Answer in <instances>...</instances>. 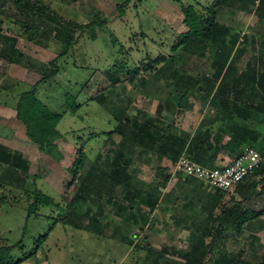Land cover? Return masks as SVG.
Masks as SVG:
<instances>
[{"label": "rangeland", "instance_id": "1", "mask_svg": "<svg viewBox=\"0 0 264 264\" xmlns=\"http://www.w3.org/2000/svg\"><path fill=\"white\" fill-rule=\"evenodd\" d=\"M16 1L0 0V11L6 15L1 29L6 34L16 37L18 41L15 47L25 53L23 58L30 56L36 64H48L65 48L69 34L66 29L69 25L65 22L70 19L85 23L98 16L107 22L96 39L88 38L89 33L83 35L74 44L73 50H70L69 57L57 61L62 63L59 73L38 87V96L53 109L64 113L58 125L64 137L59 139L58 147L55 149L57 153L62 154L59 161L43 151L27 136L26 126L18 120L15 109L20 86L21 89L32 86L42 77V74L23 64L10 62L8 58L0 55V143L22 154L28 161V172L21 171L19 174L21 178L27 173L31 174L28 187L32 197L36 184L33 176H37V185L44 192L56 199L63 198L71 203L72 208L67 210L70 217L63 220L66 222L67 219H72L74 221L70 223L78 226L75 228L74 224L73 226L63 225L57 222L56 228L50 233L44 247L33 257L25 259L22 264H154L156 256L158 260L156 264H187L198 263L200 260L201 264H229L243 250L245 253L243 261L247 259L256 263L261 260L264 255V216L249 223L242 235L235 234L233 229L227 230V238L217 233L206 238L202 232L179 235L165 223L164 209H160L164 204L162 205L161 201L155 209H151L149 205L143 203L142 196L133 198L125 196L110 202L109 195L99 191L103 189L106 175L113 167L107 162L109 153L107 149L110 144L104 145L109 143L108 133L114 130L118 123L117 117L110 110L116 111L120 107H126L128 110L126 114L131 119L137 117L143 122L146 116H150L156 122V117L160 116L159 124L174 121L176 126L181 127L188 120L185 118L187 111H197L195 107H181L178 109L180 112L171 114L166 108L168 107L166 103H159L160 99L155 96L154 88H150L153 90L149 91L141 85L140 76L145 71L135 76V72L122 69L123 71L117 72L119 81L114 83L107 74L108 71L113 70L114 64L120 68L125 65L124 63L133 67L138 65L147 54H153V57L159 53L168 54L170 46L176 39L178 40L180 33L188 29L180 3L174 0H134L122 14L117 9V0H69L67 2L47 0L50 4L49 13L56 11L58 14L55 17L56 21L52 20V26H58L59 29H52L49 32L50 37L45 39L48 40L49 47H44L30 38L39 37L49 27L43 23L41 17L30 13L31 16L26 18V21L36 29L31 33L26 32L23 14ZM182 1L195 3L197 6L201 4L199 7L208 6L210 9L206 13L208 20L229 27L231 30L229 37L234 34L238 37V46L246 48L244 55L238 60L239 71L245 70L247 62L254 61L255 56L264 54V17L256 12L258 7L255 4L252 7L255 12L253 10L249 12L235 5H226L220 0ZM114 38L119 41L115 42ZM121 46L123 48H120ZM217 46L223 50L218 55L216 54ZM1 50L0 47V53ZM180 51L184 54L181 56L182 62L171 61L175 70L176 68L178 72L187 70L185 73L188 77L192 76L195 83H198L200 79L202 84L203 78L206 82L213 80L214 74H218L227 63L222 72V76L226 73V78L220 88L228 92L233 90L226 85L231 83L228 75L235 59L236 48L235 53L231 55L230 47L221 40L212 44L209 49L198 45L187 46ZM73 52L76 55L77 65L83 66V69L75 68ZM71 67L75 72L71 73L72 78L69 79L68 71ZM131 67L129 69H132ZM237 73L242 75L243 72ZM204 74L208 77H204ZM76 79L80 83L73 88ZM148 79L152 80L150 76ZM81 82H86L83 87ZM66 90H71L77 97L78 103L82 104L75 112L65 109L67 99L63 97V94ZM206 90H210L208 94L211 93L208 99L213 98L214 91L209 88ZM193 92L199 94L196 87ZM99 94L108 97L107 106L101 105L97 99H94ZM219 94L218 92L217 96L221 97ZM187 99L189 102L190 97ZM214 99L217 97L212 101ZM244 99L241 102L246 104L245 96ZM6 101H10V104ZM191 102H194V105L202 104L197 97H191ZM160 105H163L162 109ZM255 128L262 133L255 144H263L264 115L255 121ZM114 139L118 142L120 137L115 135ZM117 142L114 144L115 147ZM111 145L113 146L112 143ZM79 149L87 153V169L80 171L74 179L69 169L73 166L80 152ZM144 151L145 154L136 158L128 167L132 175L129 182L130 191L145 195L152 192L161 199L170 200L168 194L171 192L170 187L173 183L171 179L169 180L172 176L168 174L173 162L168 157L157 160L151 149L144 148ZM159 161L162 166L169 167L168 172L158 169ZM90 170L97 173L95 185L82 181V177ZM78 195L85 198L73 201ZM28 203V196L20 190L0 185V244L3 240V243L11 245L22 237L27 220ZM248 205L254 209L264 208V196L252 201L246 200L243 203L245 207ZM54 208L49 206V208L41 209L42 215L48 213L53 215L51 217L43 218L41 215L40 218L30 219L29 227L34 234L47 232L55 220L54 217L58 215ZM223 209L224 207L220 211L219 207L217 214ZM75 210L76 213H74ZM168 213L170 215L171 211ZM144 216L149 217L150 223L158 219L159 225L150 226L144 223ZM157 225L159 227H156ZM29 235L30 233L27 234L28 237ZM28 237L23 241L24 244L30 243L31 239ZM200 238H203V244ZM14 258L18 257L15 255Z\"/></svg>", "mask_w": 264, "mask_h": 264}, {"label": "trees", "instance_id": "2", "mask_svg": "<svg viewBox=\"0 0 264 264\" xmlns=\"http://www.w3.org/2000/svg\"><path fill=\"white\" fill-rule=\"evenodd\" d=\"M63 1L67 2L69 0ZM133 1L134 0H117V9L120 13L124 14L127 10V7ZM174 1L180 3L181 10L184 14V22L188 26V29L180 33L178 40L175 38L176 40L170 46V52L168 54L159 53L156 57H153V54H147V56L139 61L138 65L133 67L124 63L125 65L120 68V66L117 67L118 65L114 64L113 70L111 72H107L108 77L114 83L119 81L117 72L123 71L122 69L135 72V76H137V74H139L141 71H145V73H141L140 76L142 83L141 85L144 87V89H149V91L153 90L150 88H154L156 92L155 96L159 97L160 99L159 103H166L168 106L166 108L169 112H171V114L180 112L178 109L181 107L194 108V102H191V97H199L204 102L208 101L211 93L208 94L210 90H206L207 88L214 91L215 95L213 98H219V101H216V103H223V101H225V99L232 94L234 100L229 102L233 103V108L227 114V118L229 119L230 123H233L235 132L233 133V136L230 138V140L224 142L222 146L226 149H229L231 152H236V156L240 154L244 145H251L261 152L264 151V143L259 145L255 144L258 142L259 137L262 134L255 128V121H258V117L264 115V54L255 56L254 61L251 60L247 62L248 64H246L247 66L245 70L239 71L238 60L244 55L246 48L245 46H242V48L238 46V37H235V34L229 37L231 31L229 27H226L225 25L219 24L215 21L210 22L208 20L209 17L206 14L210 10L209 7H199L201 5L198 3L199 1L196 2L199 4L198 6L195 3H185L182 0ZM220 1L226 5H235L241 10L249 12L253 10L252 7L254 4L256 7H258L257 10L260 11L262 4L264 3V0H262L259 5H256L255 0ZM16 4L20 9L21 14H23V24L26 28V32L31 33L34 29H36L30 26L26 21V18L31 16L30 13L41 17L43 23L49 27L46 28L39 37L33 36L30 38L44 47H49L48 40L45 39L50 37L49 32H51L52 29H59L58 26H52V20L56 21L55 17L58 15L57 12L54 11L53 13H49L50 4L47 0H17ZM5 16V13L0 11V47L2 49L0 55L2 57L8 58L10 62L23 64L26 67L35 69L42 74V77L32 86H29L26 89H21L20 86L18 99L15 105L17 117L25 124L27 136L34 143L38 144L43 151L55 157L59 161L62 154L60 152L57 153L55 149L58 147L59 139L64 137V134L58 128L59 123L63 119L64 113L53 109L46 101L42 100L38 96V87L41 83L51 80L53 75L59 73L60 65L62 63H58L57 61H61L62 59L69 57L70 50L83 35H87L89 33V36H87L88 38L96 39V37H98L99 31L105 27L107 22L98 16L97 18L85 23H80L70 19L69 21L65 22V24H68L70 28H66L69 31V34L67 36L65 48L55 58L50 60L48 64H36L35 61H32L33 59L30 56H28L26 59L23 58L25 53L15 47L18 41L16 37L8 35L2 31L1 27H3V24L5 23ZM47 29L48 31H46ZM39 33L40 32L38 31L37 34ZM252 39L254 38L252 37ZM221 40L224 42V44H226L227 47H230L229 52H231V55L235 53L234 50L236 48L235 59L228 75L231 83L226 85V87H232L231 89L233 90H230V92L224 91L220 88L223 85V80L226 78V73L222 76V72L224 71V67L227 63L224 64L225 66L222 67L218 74H214L215 78L213 80L206 82V79L203 78L202 84L200 79L197 81L198 83H195V80H193L192 76L188 77L185 73L187 70L185 72H178L177 68L175 70L173 63L182 62L183 58H181V56L184 55L183 53L181 54L180 49L186 48L187 46L196 47L198 45L202 48L204 47L209 49L212 44H215ZM114 41L118 42L119 40L114 38ZM120 48H123V46ZM222 51V48L217 46L216 54L218 55L222 53ZM73 56L75 57L73 63L75 68L78 67L83 69V66L79 67V65H77L76 55L74 52ZM130 67L132 69H129ZM179 69L182 70L180 67ZM73 71L74 69L71 67L68 71V74H70L69 79L72 78L71 73H73ZM237 72L243 73L242 75H238ZM148 76H150L152 80H149ZM204 77H208V75L204 74ZM217 79L219 80L215 83ZM77 80L78 79H76L75 83H73V88L75 85L80 83L79 80ZM18 83H21L20 85H24L22 82ZM85 83L86 82H81V86L83 87ZM217 85L219 86L216 88L215 86ZM195 87L198 89L199 94H195V92H193ZM218 92L220 93L219 95H221V97L217 96ZM247 92L250 94H245ZM172 96L175 98L173 99ZM244 96L246 97V104L241 102L245 100ZM63 97H66L67 99V105L65 108L66 111L71 110L72 112H75L82 106V104L78 103L77 97L71 92V90H66L63 94ZM187 97H190L189 102ZM94 99H97L98 102L103 106L108 105V97L104 94L96 95ZM6 103L10 104V101H6ZM160 106L162 109L163 105ZM110 111L115 114L118 119V123L116 128L108 133L109 143H105L104 145L110 144L108 149L106 147L105 148L109 151L107 162L113 167L106 175L107 177L105 178V183L102 187L103 189L99 190L102 191V193L106 192L109 195L108 201L112 202L115 199L120 200L125 196H130L131 198L142 196L143 203L149 205L151 209H155L157 207L158 202L161 201V198L157 194L152 192H149L146 195L139 193L135 194L129 189V182L132 178V175L129 172L128 167L133 163V161H135L136 158L140 156L142 157L143 154H145L144 148L151 149L157 160L159 158L162 159V157H168V159L174 163L181 155L186 154L193 160L206 165L204 162L205 159L203 157L204 150H200L198 147L203 144V142H205L204 140H206L207 136L210 135L209 133L202 131L192 133L181 126H176L177 124H175L174 121H170L167 124H159L160 116L159 118L156 117V122L150 116H146V119L143 120V122L139 121L137 117L131 119L130 116L126 114V111H128L126 107H120L116 109V111L115 109ZM123 120L125 122H123ZM115 135L120 137L118 142L114 139ZM115 142H117L116 147L114 145ZM210 145L212 146V144ZM79 150L80 152L75 158L73 166L69 169L71 174L74 176V179L80 171L84 170V168L87 169V153L84 152L83 149ZM28 165V161L22 156V154L13 151L8 146L0 143V185L12 187L13 190L17 191L20 190L21 193H24L29 198V203L26 207L27 220L24 226V233L19 240L11 245L3 243L4 241L1 240L0 264H22L25 262V259L33 257L41 248L44 247V244L49 238L50 233L56 228L57 222L62 223L63 225L74 224V226H72L78 228L75 223H70L74 220L67 219L66 222L63 220V218L66 219L70 217L67 210L72 208L71 203L66 202L63 198L61 200L56 199V197L44 192L37 185V176H33L36 184L32 197V194L29 193L31 192L30 188L28 187L31 174L27 173L26 176L22 178L19 174L21 171L28 172ZM158 169L163 172H168L169 167L162 166L159 161ZM262 172L264 174V164L247 176L242 182L238 184V186H252L254 189L259 191L257 195L260 197L264 196V176L261 178V180H259L260 182L251 179L252 176ZM168 175H171V170L169 171ZM96 177L97 173L93 172V170H90L89 172L87 171L84 177H82V181L83 183L92 185L95 183ZM190 179L194 178H189L188 180ZM19 181H21L20 184ZM81 198L85 197L78 195L73 201H77ZM49 206L55 207L54 210H57L58 215H55V220L52 222L46 233L42 234L39 232V234L36 235L34 234L33 230L30 229L29 221L33 217L40 218L42 215L41 209L44 207L49 208ZM76 212L77 211L75 210L74 213ZM235 215L238 218V230H242L246 223L264 216V208L253 209L247 207L241 212L237 211L235 208H230L228 209V212L225 216L230 219ZM49 216L51 217L53 215L48 213L42 215L43 218H48ZM143 218L145 219L144 223L150 222L149 217L144 216ZM28 233H30V237L27 236ZM26 237L31 239L28 245L23 243ZM202 239L203 238H200V241L203 244ZM26 248L28 249L26 250ZM17 249H21V251H16ZM15 255L18 257L17 259L14 258ZM244 255L245 253L243 250L242 253L236 256L234 261L229 262V264H264V255L261 260H258L256 263L250 262L247 259H244L243 261L242 259L244 258ZM156 257L154 264L158 263ZM187 264H201V260L198 263L190 262Z\"/></svg>", "mask_w": 264, "mask_h": 264}, {"label": "crops", "instance_id": "3", "mask_svg": "<svg viewBox=\"0 0 264 264\" xmlns=\"http://www.w3.org/2000/svg\"><path fill=\"white\" fill-rule=\"evenodd\" d=\"M253 11L255 12V10ZM256 12L264 17V3L262 4L261 10ZM230 96L226 98L223 103H216V101H219V98L216 100L214 99L215 101H212L213 98H211L208 101L205 100L206 102L200 99L202 103L201 106L195 103L194 107L197 111H187L188 113L185 118H188V120L182 124L184 129L192 133L202 131L210 134L208 135L209 137L207 136V139L204 140L205 142L198 147L200 150H204L203 157L206 165L208 164L207 166H222L230 162L237 154L222 146L224 142L230 140L235 132L233 123L231 122V124L227 118V114L233 108V103L230 102H232L234 98L232 94ZM197 99L199 101L198 97ZM210 144H212V146ZM160 164L162 165V163ZM262 175L263 172L258 173L252 176L251 179L260 182L259 180L263 177ZM169 180L173 183L170 187L171 192L168 194L170 200L162 198L161 203L164 205L163 208L161 207L160 209H164L165 223L169 225L176 234L181 235L185 233L189 234L190 232H202L207 238L217 233L219 235L223 234V237L227 238L228 235L226 232L228 229H233L235 234L242 235L245 227L254 221L252 220L246 223L242 230H238V218L236 215L232 216L230 219L225 216L230 208H235L240 212L247 207L253 208L251 205L247 207L243 206L246 200L252 201L260 198V196L257 195L259 191L252 186L249 187L248 185H244L243 187L239 185L234 190L228 191L211 187L207 183L195 178L182 181L170 177ZM219 207L220 211L223 207L224 209L217 214V209ZM168 211H171L170 215ZM158 222V219H156V221L152 220L151 223L148 222V225H159ZM158 225L156 227H159Z\"/></svg>", "mask_w": 264, "mask_h": 264}, {"label": "built area", "instance_id": "4", "mask_svg": "<svg viewBox=\"0 0 264 264\" xmlns=\"http://www.w3.org/2000/svg\"><path fill=\"white\" fill-rule=\"evenodd\" d=\"M262 0H255L259 5ZM242 40H244L242 36ZM264 164V155L251 145H244L240 154L222 166L203 165L183 154L171 168L173 179L187 181L195 178L228 191L234 190L240 182Z\"/></svg>", "mask_w": 264, "mask_h": 264}]
</instances>
